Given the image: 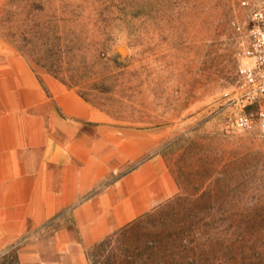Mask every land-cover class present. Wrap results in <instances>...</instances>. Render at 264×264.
<instances>
[{
  "label": "rangeland",
  "instance_id": "374dc122",
  "mask_svg": "<svg viewBox=\"0 0 264 264\" xmlns=\"http://www.w3.org/2000/svg\"><path fill=\"white\" fill-rule=\"evenodd\" d=\"M242 1L1 3L0 36L37 75L158 133L177 180L173 196L91 246L90 264H264V133L226 130L223 105L251 22L253 0ZM0 264H19L16 245Z\"/></svg>",
  "mask_w": 264,
  "mask_h": 264
},
{
  "label": "crops",
  "instance_id": "0c3cea01",
  "mask_svg": "<svg viewBox=\"0 0 264 264\" xmlns=\"http://www.w3.org/2000/svg\"><path fill=\"white\" fill-rule=\"evenodd\" d=\"M158 137L41 79L0 36V254L90 264L91 246L178 191Z\"/></svg>",
  "mask_w": 264,
  "mask_h": 264
},
{
  "label": "built area",
  "instance_id": "2783aa9c",
  "mask_svg": "<svg viewBox=\"0 0 264 264\" xmlns=\"http://www.w3.org/2000/svg\"><path fill=\"white\" fill-rule=\"evenodd\" d=\"M243 4H250L243 0ZM247 42L240 55L238 81L223 92L225 128H252L264 133V0H253ZM237 28L241 29L238 23Z\"/></svg>",
  "mask_w": 264,
  "mask_h": 264
},
{
  "label": "trees",
  "instance_id": "16d2710c",
  "mask_svg": "<svg viewBox=\"0 0 264 264\" xmlns=\"http://www.w3.org/2000/svg\"><path fill=\"white\" fill-rule=\"evenodd\" d=\"M133 222H135V221H133ZM133 222H131V223H129V224H132ZM129 224H127L126 226H128ZM126 226H124V227H126ZM123 228V227H122ZM121 229V228H120ZM118 231V230H117ZM114 232H116V231H114ZM113 232V233H114ZM112 234V233H111ZM111 234H109V235H107L106 237H104L102 240H100L101 242L104 240V239H106L108 236H110ZM100 242V243H101ZM6 254H3V256H5ZM17 258H18V255H17ZM18 262H19V259H18ZM19 264H20V262H19Z\"/></svg>",
  "mask_w": 264,
  "mask_h": 264
}]
</instances>
